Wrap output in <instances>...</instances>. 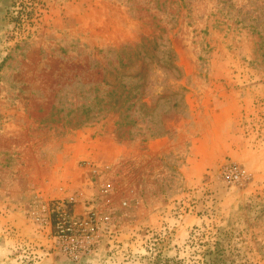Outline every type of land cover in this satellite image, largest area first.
<instances>
[{
	"label": "rangeland",
	"instance_id": "rangeland-1",
	"mask_svg": "<svg viewBox=\"0 0 264 264\" xmlns=\"http://www.w3.org/2000/svg\"><path fill=\"white\" fill-rule=\"evenodd\" d=\"M197 234L264 264V0H0V264H196Z\"/></svg>",
	"mask_w": 264,
	"mask_h": 264
},
{
	"label": "trees",
	"instance_id": "trees-1",
	"mask_svg": "<svg viewBox=\"0 0 264 264\" xmlns=\"http://www.w3.org/2000/svg\"><path fill=\"white\" fill-rule=\"evenodd\" d=\"M203 236V234H201ZM197 234L195 235L194 242H197L201 245H206L205 248H202L200 252H198V258L196 264H232L230 260L224 255L223 248L219 246V242L217 240L214 241H202V236Z\"/></svg>",
	"mask_w": 264,
	"mask_h": 264
},
{
	"label": "crops",
	"instance_id": "crops-1",
	"mask_svg": "<svg viewBox=\"0 0 264 264\" xmlns=\"http://www.w3.org/2000/svg\"><path fill=\"white\" fill-rule=\"evenodd\" d=\"M166 140V138H159L157 140H155L153 143L149 144V147L147 149H145V155L147 157H150L152 155H155L157 157V155H160L161 153H163L165 150V148L162 146L160 147L159 145L164 143Z\"/></svg>",
	"mask_w": 264,
	"mask_h": 264
},
{
	"label": "built area",
	"instance_id": "built-area-1",
	"mask_svg": "<svg viewBox=\"0 0 264 264\" xmlns=\"http://www.w3.org/2000/svg\"><path fill=\"white\" fill-rule=\"evenodd\" d=\"M225 175L230 179V180H238L240 179L241 172L237 168V166L234 165H229L225 168Z\"/></svg>",
	"mask_w": 264,
	"mask_h": 264
}]
</instances>
